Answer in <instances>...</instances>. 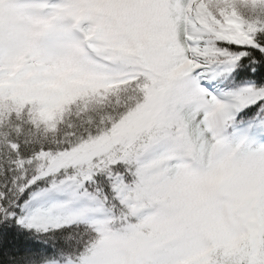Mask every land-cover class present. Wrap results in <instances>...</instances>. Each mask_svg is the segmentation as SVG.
Instances as JSON below:
<instances>
[{
    "label": "snow or ice",
    "instance_id": "6c2138e0",
    "mask_svg": "<svg viewBox=\"0 0 264 264\" xmlns=\"http://www.w3.org/2000/svg\"><path fill=\"white\" fill-rule=\"evenodd\" d=\"M0 264H264V0H0Z\"/></svg>",
    "mask_w": 264,
    "mask_h": 264
}]
</instances>
